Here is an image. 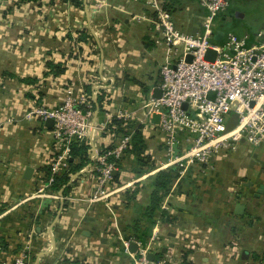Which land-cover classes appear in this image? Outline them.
<instances>
[{
	"label": "crops",
	"instance_id": "crops-1",
	"mask_svg": "<svg viewBox=\"0 0 264 264\" xmlns=\"http://www.w3.org/2000/svg\"><path fill=\"white\" fill-rule=\"evenodd\" d=\"M7 1L0 0V259L14 264L26 251L29 264H133L136 253L127 252L125 242L136 237L133 226L139 224L150 231L148 243L156 237L151 253L157 264H264V149L241 144L216 156L214 169L190 167L162 204L165 219L153 222L144 215L153 175L161 170L138 179L124 161L115 177L128 186L149 177V184L133 201L124 193L111 199L116 221L103 201L89 206L66 199L92 194L89 163L66 186L40 195L51 177L49 161L61 146L53 127L25 120L26 111L60 107L69 87L85 90L94 105L93 140L100 150L108 142L100 126L123 105L122 92L129 95L125 100L137 92L148 102L160 88L163 63L146 79L137 74L138 61L165 45L151 22L135 20L148 11L145 0H82V7L72 0H38L19 8ZM250 1L260 4L256 11L244 0H231L216 19L212 42L224 45L230 34L253 42L264 31V0ZM197 4H177L173 18L184 33H202L206 10ZM249 12L262 13L254 28ZM49 63L61 64L64 73L54 76ZM147 144L159 169L167 160L163 145Z\"/></svg>",
	"mask_w": 264,
	"mask_h": 264
},
{
	"label": "built area",
	"instance_id": "built-area-1",
	"mask_svg": "<svg viewBox=\"0 0 264 264\" xmlns=\"http://www.w3.org/2000/svg\"><path fill=\"white\" fill-rule=\"evenodd\" d=\"M197 1L206 10V15L202 33L190 35L176 26L162 0H145L148 11L137 15L136 19L151 22L161 33L167 49V62L161 68V97L152 98L136 110L124 106L108 112L107 122L100 126L107 133L113 119L134 123L136 114L140 115L137 126L145 129L149 123L160 133L167 160L160 163L157 170L175 166L180 176L190 167L214 169L216 156L226 151L236 152L241 144H247L253 150L264 149V31L253 42L230 34L224 45H218L212 42L216 19L228 10L231 0ZM210 50L217 53L214 61L206 59ZM185 103L187 109L183 107ZM94 112L91 96L83 89L69 87L60 107L31 108L24 118L43 122L52 119L53 136L61 146L60 152L49 161L51 177L46 188L39 190L40 195L46 196L45 190L54 185L55 176L69 169L73 142H88L91 149L87 179L93 183L92 194L86 198L66 199L89 206L103 201L116 221L111 198L121 189L112 181L114 173L120 170V163L127 157L134 130L122 137L109 134L113 146L98 150L93 140L98 128L93 121ZM155 114L160 115L159 124L152 123ZM234 114L238 115V123L227 132L228 122ZM154 238L146 245L136 242L138 251L133 255V264H157L149 259ZM130 242H125L127 252ZM0 264L8 263L0 259ZM14 264H29L28 253L21 252Z\"/></svg>",
	"mask_w": 264,
	"mask_h": 264
},
{
	"label": "trees",
	"instance_id": "trees-1",
	"mask_svg": "<svg viewBox=\"0 0 264 264\" xmlns=\"http://www.w3.org/2000/svg\"><path fill=\"white\" fill-rule=\"evenodd\" d=\"M7 1V0H4ZM21 3H31L36 2L38 0H19ZM164 3V7L171 12L173 15L178 11L177 4L180 3V0H162ZM74 4L79 7H82V0H72ZM84 32H81L82 35ZM81 40V37L79 38ZM48 67L51 70V73L54 76H59L64 73L65 69L62 67L61 64H54L49 63ZM102 97H99L101 100ZM139 127L135 125L133 122H126L121 119H113L107 128V133H105V138L107 137L108 142H106L105 146H103L102 150L109 149L113 146V139H110V135L112 134L116 137H122L123 135H128L130 130H134L132 144L130 149L127 151L126 156L130 159H133L134 168L133 171L138 178L142 177L143 175L155 171L158 169L157 162L152 158V156L148 152V144L147 139L145 137L144 132ZM136 129V130H135ZM109 132V133H108ZM107 134V135H106ZM91 147L88 142L74 141L71 146V158L74 161H69V169L65 172L59 173L55 176V181L53 185L54 190H59L63 186H66L67 183L71 179V175L75 174L76 172L80 171L86 164L90 163L89 160V151ZM75 159L77 162H75ZM76 163V164H75ZM121 166V163H120ZM122 168V167H121ZM51 174V169L48 170ZM48 173V174H49ZM180 177V171L177 167H170L166 170L158 171L153 177V190L150 195V202L149 206L145 211V218L150 221H155L157 217L160 216L161 219H165L166 212L162 209V204L168 194L171 192L174 183ZM113 185L120 187L123 183L119 177H114L112 181ZM130 191H126L124 193L126 201H133L136 196L138 195V191H134L132 194L129 193ZM133 231L136 233V237L132 235L129 237V240H137L142 244L146 245L148 243L149 238V229H145L144 232L141 229L139 224H135L133 226ZM143 232L141 234L140 232ZM137 233H140L138 235ZM5 244L0 243V248H3ZM15 263V262H14Z\"/></svg>",
	"mask_w": 264,
	"mask_h": 264
},
{
	"label": "rangeland",
	"instance_id": "rangeland-1",
	"mask_svg": "<svg viewBox=\"0 0 264 264\" xmlns=\"http://www.w3.org/2000/svg\"><path fill=\"white\" fill-rule=\"evenodd\" d=\"M13 1V0H12ZM238 1H243V0H238ZM245 1V6H246V8H252V9H255V7H257V6H259L260 4L259 3H252V4H250L251 3V1L250 0H244ZM8 2V1H7ZM198 2V1H197ZM11 5H13L14 4V6L16 7V8H19L20 6H22L24 3H21L19 0L18 1H16V2H11L10 3ZM200 3L198 2V4L196 5L198 8L200 7V10H204V8L201 6V5H199ZM254 7V8H253ZM257 9V8H256ZM256 9H255V11H256ZM262 14V13H261ZM261 14H259V13H257V14H254V15H251V13L249 12L248 13V16H247V21H249V20H252V23H251V26H252V28H254L253 26L254 25H257V24H259L260 23V21H261V18H262V16H261ZM237 16V15H236ZM188 18V17H187ZM135 19V18H134ZM135 20H137V19H135ZM138 21V20H137ZM139 66L140 65H142L141 66V68H140V70H138L137 71V74L139 75V76H143V77H145L146 79H148V76L150 75V74H154V72H155V70H157V67L160 65V64H162V65H164L166 62H167V49H166V47L165 46H160L159 48H157V50H155V51H153V53H147V54H145L144 55V57H140V59H139ZM135 78V77H134ZM130 82H132V84L134 83V84H136L138 87V89H142L143 88V85H139L134 79H132V81H130ZM134 84H133V86H134ZM124 85V83H120L118 86H122V87H124L123 86ZM127 90V89H126ZM139 94H137V92H135V93H130V98H128V100H131V102L134 104L135 103V105L134 106H132L131 104V102L130 101H128V100H125V99H127V97L129 96V95H127L126 93H124V92H122V96H121V99H120V102H119V104L122 102V99L124 100L123 102V107L126 105L129 109H134V110H136V109H138L141 105H143V103H145V101H144V98L143 97H141V95L140 96H138ZM126 101V102H125ZM121 106V107H122ZM130 106H132V107H130ZM140 115H137L136 114V116H135V125H138L139 124V122H138V120L140 119ZM2 126H3V124H2ZM2 128V127H1ZM142 129V128H141ZM145 129H147V130H145ZM145 129H142V131L144 132V134H145V137H146V139H147V141H149V144H152V145H155V147L157 148L158 146H159V144L158 143H160L161 142V140H160V133H158V131H156V130H154L150 125H149V123H147L146 124V127H145ZM147 131H149L150 132V134L149 133H147ZM147 133V134H146ZM154 139V140H153ZM153 140V142H151ZM129 161H130V158L129 157H126L125 159H124V165L127 167V168H129V167H131V168H134V164L132 165V166H130L129 165ZM148 174V173H147ZM155 175V174H154ZM154 175H153V177H154ZM144 176V175H143ZM142 176V177H143ZM139 179V178H138ZM149 184V177L148 178H146V179H144V180H142V181H140L139 180V182H138V184L136 183V184H133V185H131V186H128V183L126 184V183H123L122 185H121V187H116V188H118V189H121V191L119 192V193H117L116 195H113L112 196V198L111 199H116L115 197L117 196V195H119V194H123V193H125L126 191H130L129 193L130 194H132L134 191H138L137 192V194H139V193H141L142 191H144V190H146V186ZM114 201V200H113Z\"/></svg>",
	"mask_w": 264,
	"mask_h": 264
},
{
	"label": "water",
	"instance_id": "water-1",
	"mask_svg": "<svg viewBox=\"0 0 264 264\" xmlns=\"http://www.w3.org/2000/svg\"><path fill=\"white\" fill-rule=\"evenodd\" d=\"M216 55H217V53H215L212 50H210V51H208V53L206 55V59L207 60L214 61L216 59ZM190 59L191 58H189V60ZM161 94H162L161 89L160 88H156L153 91L152 97L154 99H159L161 97ZM253 105H254V103L252 104V106ZM183 107H184V109H187L188 104L185 103ZM159 122H160V115H158V114L153 115L152 123L153 124H159ZM237 123H238V115L237 114H234V115H232V117L230 118V120L228 122L227 132L232 131L236 127ZM46 124L49 125V126H51V127H53L54 121L52 119H49V120L46 121ZM32 174H33V169L31 167H29L27 169V171H26V175L25 176H26V178L30 179L31 176H32ZM114 174L116 175L117 173L115 172ZM238 208H240V207H238ZM129 251H130L131 254L137 253V251H138V244L136 242H132L130 244V246H129ZM149 259L151 261H155L154 254L149 253Z\"/></svg>",
	"mask_w": 264,
	"mask_h": 264
}]
</instances>
